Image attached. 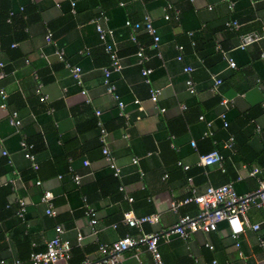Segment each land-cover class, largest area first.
<instances>
[{
  "label": "crops",
  "instance_id": "obj_1",
  "mask_svg": "<svg viewBox=\"0 0 264 264\" xmlns=\"http://www.w3.org/2000/svg\"><path fill=\"white\" fill-rule=\"evenodd\" d=\"M71 1L0 0V62L5 73L0 87L7 94V106L0 107V260L4 264H31L28 251L32 243L36 249L43 248L44 241L54 236L56 225L71 244L70 264L98 259L100 243L138 234L137 227L121 221L124 211L132 210L137 216L158 213L159 221L145 223L142 229H166L180 215L197 212L194 203L176 210L171 203L192 190L201 193L208 185L230 181L238 193H250L257 181L246 176V170L264 163V55L260 56L264 53V0H74L76 12L70 11ZM229 1H234L233 9ZM167 5L177 9V19L164 18ZM101 9L108 16L104 26L114 28L121 57L122 68L111 79L124 103L125 116L119 115L117 100L102 82L108 55L90 22ZM145 14L152 18L160 37V55L150 47L152 37L140 31L138 38L149 57L141 65L135 56L137 45L130 40L123 20H141ZM233 17L240 23L237 30L224 25ZM47 29L64 48L65 59L82 67L88 102L45 41ZM239 33L257 39L242 49L237 47ZM215 42L229 50L236 68L228 67L213 49ZM179 44L184 46L182 61L175 59ZM187 64L194 68L190 73L182 71ZM141 66L153 69L152 85L160 89L156 103L149 99ZM213 75L222 80L217 91L212 88ZM188 77L194 82V93L186 88ZM40 95H45L44 101ZM222 100L228 101L227 108ZM14 110L21 120L19 127L9 122ZM224 111L226 127L219 118ZM200 115L212 122V136L203 137L205 122ZM98 120L121 170L117 179L110 176L101 153ZM22 136L35 144L37 170L23 156ZM230 136L234 140L228 148L225 143ZM212 149L223 155L225 171L217 164L199 163L200 156ZM134 157L138 164L132 162ZM73 173L81 176L79 183ZM45 190L53 194L54 216L46 213ZM83 198L97 212L96 236L90 233ZM19 199L26 205V228L15 214ZM245 218L259 228L245 229L240 235L241 249L249 264H264L258 243L259 237L264 238V208L251 206ZM77 233L83 235L80 243ZM157 247L164 264H243L225 221L215 231L192 233L188 244L171 235L160 237ZM116 264L154 262L140 244L123 251Z\"/></svg>",
  "mask_w": 264,
  "mask_h": 264
},
{
  "label": "built area",
  "instance_id": "obj_2",
  "mask_svg": "<svg viewBox=\"0 0 264 264\" xmlns=\"http://www.w3.org/2000/svg\"><path fill=\"white\" fill-rule=\"evenodd\" d=\"M70 5L72 7V12H75V1L72 0L70 2ZM228 6L230 9H233L234 1H229ZM164 10L165 19H170L171 17L177 19V9H175L171 5H167ZM12 14L13 12L11 11L9 15ZM107 21L108 16L102 10L99 11L90 20V22L94 25L98 39L100 43H102L105 53L108 55V64L102 67L103 85L105 86L106 92L109 93L115 100H117L119 115L125 116V113L123 112L124 103L120 100L119 95L116 92V86L111 79V74L113 72L119 71L122 68V64L120 62L121 57L119 56L118 51L115 47L114 28L104 26ZM239 25L240 23L236 19H231L225 22V26L229 27L230 29L237 30ZM123 26L127 28L130 40L137 45V50L135 52L137 63L142 65V63L148 60L149 58L145 54L144 45L140 42L138 38V33L140 31H145L152 37L150 47L156 51L157 55H160V37L153 24L152 18L148 14H145L141 20H130L129 18H127L125 19ZM44 37L45 41L53 47V54L55 55L56 59L63 63V66L68 71L69 76L72 78L77 87H79L80 94L85 96V101L88 102L89 98L87 97V91L83 87L82 67L78 64H72L65 59L64 48L59 46L58 42L53 37V33L50 29L46 30ZM256 39V37L251 38L250 35L247 36L241 34L239 36V43L237 47L243 49L247 44ZM12 46H15V43H13ZM176 49L178 52L175 56V59L177 61H182L184 49L183 45H177ZM216 49L221 51L223 57L227 62L228 67L236 68V62L234 58L230 56L227 51L221 48L220 43H216ZM80 53L84 52L80 51ZM263 55L264 53L261 52L260 56L262 57ZM2 67L3 63L0 62V78H2L5 74ZM193 69V66L188 64L182 67V71L185 73H190ZM152 71L153 69L151 67L141 66L140 68V74L143 77V82L148 87L149 99L153 103H156L158 95L160 93V89L152 85V81L150 78ZM221 82V78L217 77L216 75H213V90L217 91L218 86L221 84ZM185 84L188 92H195L194 82L190 77L185 79ZM0 97L2 100L0 103V107L5 108L7 106V94L3 87H0ZM45 98V95L39 96L40 101H44ZM134 102L139 103V100L136 99ZM222 104L227 108L229 103L227 100H222ZM51 110L52 109L48 110V112H50ZM95 113L96 115H99L100 111L96 110ZM219 118L222 121V125L226 127L228 125V121L226 119L225 111L219 114ZM199 119L205 122V130L203 131V137L212 136V122L210 120H207L204 115H200ZM9 122L15 127H19L21 125V120L18 117L17 111L14 110L11 112ZM97 126L99 129L98 138L99 142L101 143V153L105 161L107 162L108 167L113 171V176L120 177L121 170L116 164L115 157L112 155L107 145L106 129L104 128L100 120L97 121ZM127 136L128 133L125 134V137ZM233 140L234 137L230 136L227 142L225 143V146L231 148L233 145ZM19 146L23 153V156L26 159L30 160L33 169L37 170L39 166L35 161V155L32 151L33 144L29 143L26 140L25 136H22L19 141ZM191 146H195L194 141H191ZM2 154L6 155L7 151L2 150ZM132 162L134 164H138V158L134 157L132 159ZM83 163L84 165H87L88 161H83ZM199 163L203 166L217 164L221 171H225V168L223 166V155L216 149H212L202 154L199 158ZM178 164L181 165L183 169H188V165H183L181 161H178ZM139 173L141 176L143 175V171L141 169H139ZM263 174L264 163L257 164L256 166L246 170V176L255 177L257 181L256 189L250 193H238L234 186V183L231 181L218 186L208 185L201 193H196L194 190H192V193L181 201L177 203H171V208L173 210H176L180 205L194 203L197 205V212L195 214L185 213L180 215L175 221V223H173L168 228L162 229L160 231L145 232L142 229V226L145 223L156 224L159 221L158 213L137 216L132 210L124 211L122 214L121 221L130 227H137L138 234L131 235L127 233L124 236L119 237L110 243H100L98 245L99 258L92 260L85 259L82 261L81 264H116L120 260L121 253L123 251L135 248L140 244L146 246L147 251L151 254L154 264H164L161 258L160 251L157 247L158 239L160 237L167 238L171 235H177L184 241L185 244H188L192 233L197 231L205 233L215 231L217 229L218 223L221 221L226 222L229 229L230 237L234 242V246L237 248L239 257L243 260V264H249L246 255L241 249L240 235L245 231L246 228H250L252 230H257L259 228L258 223L249 224L247 222L245 218V212L251 206L257 208H264ZM166 177L167 174H164L163 178ZM72 178L76 183H79L81 176L78 174H73ZM187 180L190 181L191 178L189 177L187 178ZM40 182V180L36 181L37 184H39ZM123 188L124 186L122 184L119 185L120 190H123ZM52 199V192L49 190H45L42 195V200L46 202V213L50 216H54L56 214ZM128 199L132 200L131 197H128ZM83 201L84 213L88 217L90 233L91 235L96 236L98 232V229L96 227L98 223L97 212L94 210V208L90 207L86 203L85 198H83ZM15 214L20 219V221H22L24 227H28L29 224L26 221V205L24 200H18ZM237 225H239V231H237ZM54 230V236L44 241V246L42 249H36V245L32 243L31 251L29 253V261L31 264H70L71 244L67 239L62 238L61 234L63 233V229L60 225H56ZM82 238L83 235L81 233H77L76 239L78 243L81 242ZM258 243L264 253V238L259 237ZM205 245L210 249L213 248V245H211L210 243H206ZM0 264H4V261L0 260Z\"/></svg>",
  "mask_w": 264,
  "mask_h": 264
},
{
  "label": "trees",
  "instance_id": "obj_3",
  "mask_svg": "<svg viewBox=\"0 0 264 264\" xmlns=\"http://www.w3.org/2000/svg\"><path fill=\"white\" fill-rule=\"evenodd\" d=\"M23 8V11H24V7H22ZM74 10H75V12H76V2H75V6H74ZM102 11H104L103 9H101ZM70 11H72V7H71V5H70ZM105 12V11H104ZM16 14V13H15ZM23 15H24V12H23ZM8 17V16H7ZM11 17H13V15L11 16ZM125 19H127V18H125ZM125 19L123 20V23H124V21H125ZM179 19H180V13H179ZM231 19H236V18H231ZM231 19H229V20H231ZM226 21H228V20H226ZM225 25V24H224ZM227 29H230L229 27H227V26H225ZM240 35V33L238 34V36ZM216 43H220V42H215L214 44H213V49H216ZM221 45V44H220ZM183 48H184V46H183ZM222 48V47H221ZM223 50H225V51H227L228 53H229V50H226V49H224V48H222ZM217 50V49H216ZM219 53H220V55L221 56H223L222 55V53H221V51H219V50H217ZM229 55L230 56H232L230 53H229ZM233 57V56H232ZM27 140V139H26ZM29 143H32L33 144V149H32V151L35 153V144L32 142V141H30V140H27ZM109 170H110V176H112L113 178H116L117 179V177H115V176H113V171L109 168ZM74 174V173H73ZM61 176H63L62 174H60ZM73 176V175H72ZM39 249H42V248H39ZM30 251H31V248H30V250L28 251V254L30 253Z\"/></svg>",
  "mask_w": 264,
  "mask_h": 264
},
{
  "label": "clouds",
  "instance_id": "obj_4",
  "mask_svg": "<svg viewBox=\"0 0 264 264\" xmlns=\"http://www.w3.org/2000/svg\"><path fill=\"white\" fill-rule=\"evenodd\" d=\"M239 230H240L239 225H237V231H239Z\"/></svg>",
  "mask_w": 264,
  "mask_h": 264
},
{
  "label": "water",
  "instance_id": "obj_5",
  "mask_svg": "<svg viewBox=\"0 0 264 264\" xmlns=\"http://www.w3.org/2000/svg\"><path fill=\"white\" fill-rule=\"evenodd\" d=\"M251 38H253V36H251Z\"/></svg>",
  "mask_w": 264,
  "mask_h": 264
}]
</instances>
